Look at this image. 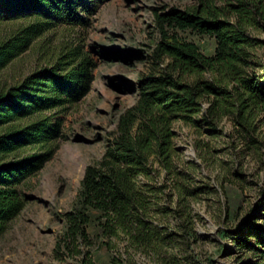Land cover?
<instances>
[{"label":"trees","instance_id":"1","mask_svg":"<svg viewBox=\"0 0 264 264\" xmlns=\"http://www.w3.org/2000/svg\"><path fill=\"white\" fill-rule=\"evenodd\" d=\"M107 1L0 0V74L27 54L39 62L21 82L0 87V239L26 206L25 188L59 150L61 117L91 91L96 64L86 42ZM155 28L153 72L139 82L137 104L121 116L102 159L86 168L64 215L56 253L79 264H97L95 251L114 253L123 244L126 254L182 264L168 250L195 237L190 202L208 189H190L176 172L182 163L177 125L198 133L205 126L215 137L230 121L244 155L261 157L264 149V66L258 56L264 54V0H199L186 10L155 14ZM185 36L212 39L214 54L207 57ZM197 149L204 164L211 159L207 144L199 142ZM158 170L181 182L170 200L174 208H160L162 191L151 183ZM171 215L179 224L175 231L160 224ZM236 244L264 262L263 246ZM121 262L120 255L111 264Z\"/></svg>","mask_w":264,"mask_h":264},{"label":"rangeland","instance_id":"2","mask_svg":"<svg viewBox=\"0 0 264 264\" xmlns=\"http://www.w3.org/2000/svg\"><path fill=\"white\" fill-rule=\"evenodd\" d=\"M198 1L108 0L99 8L86 42V51L96 64L91 91L77 110L61 117V146L25 188L26 206L0 239V264H79L56 253L65 230L64 215L72 210L86 168L102 159L121 116L137 104L139 82L153 72L150 59L159 42L155 14L186 10ZM185 37L207 57L214 54L212 39ZM258 56L264 66V54L260 51ZM38 64L34 56H23L0 74V87L21 82ZM201 128L199 133L182 125L175 129V145L182 160L176 172L191 182H184L190 189L208 190L190 202L197 217L195 237L186 245L169 249V255L182 264H264L256 258L257 253L245 254L236 244L242 241L264 247V149L261 157L244 155L230 121H223L215 137L205 126ZM260 135L264 142V125ZM199 142L211 151L205 164L198 154ZM158 171L151 183L162 191L160 208H174L176 203L170 200L181 182ZM140 181L149 183L143 178ZM160 224L170 231L179 226L172 215ZM258 240L262 245L256 244ZM124 246L114 253L95 251L97 264H111L120 255L124 262L117 264H165L163 257L126 254Z\"/></svg>","mask_w":264,"mask_h":264}]
</instances>
